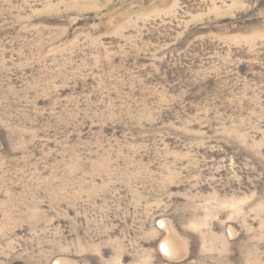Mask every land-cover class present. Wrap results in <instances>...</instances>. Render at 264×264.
<instances>
[{
	"label": "rangeland",
	"instance_id": "obj_1",
	"mask_svg": "<svg viewBox=\"0 0 264 264\" xmlns=\"http://www.w3.org/2000/svg\"><path fill=\"white\" fill-rule=\"evenodd\" d=\"M0 264H264V0H0Z\"/></svg>",
	"mask_w": 264,
	"mask_h": 264
}]
</instances>
